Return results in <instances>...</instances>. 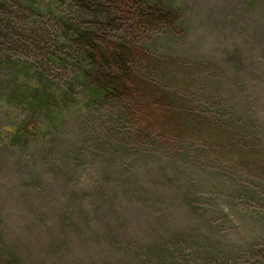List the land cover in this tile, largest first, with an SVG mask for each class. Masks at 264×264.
<instances>
[{
	"label": "rangeland",
	"instance_id": "obj_1",
	"mask_svg": "<svg viewBox=\"0 0 264 264\" xmlns=\"http://www.w3.org/2000/svg\"><path fill=\"white\" fill-rule=\"evenodd\" d=\"M2 2L15 17L28 5L41 15L32 44L0 41V255L22 264H264V174L228 157L230 147L187 142L186 152L161 128L168 110L148 100L128 107L138 119L145 111L140 127L114 113L127 108L117 96L114 109L88 104L90 77L116 73L120 45L175 54L209 68L217 97L205 113L230 120L264 155V0ZM170 8L177 21L144 20ZM61 19L95 32V70L83 56L49 60L63 49Z\"/></svg>",
	"mask_w": 264,
	"mask_h": 264
},
{
	"label": "trees",
	"instance_id": "obj_2",
	"mask_svg": "<svg viewBox=\"0 0 264 264\" xmlns=\"http://www.w3.org/2000/svg\"><path fill=\"white\" fill-rule=\"evenodd\" d=\"M5 3H0V41L3 45L6 41L11 47L16 38L32 44L33 40L30 36L40 29L36 26L41 9L36 5H28L30 7L27 6L23 11L27 15L25 18L15 17L13 9L10 10ZM13 20H16L17 28L13 26ZM144 20L149 24L174 22V20L177 21V11L172 13L170 8L165 13L147 15ZM77 22L73 19L70 21L61 19L58 22L61 23L60 27L63 33L59 36V43L60 41L63 43L60 47L63 49L60 53L57 52V49L55 52L49 53L48 58L60 65L68 60L75 62L83 56L93 59L95 64H93L92 70H95L97 64L95 32L85 30L83 23L76 26ZM133 49L127 44H122L117 48L112 65L116 73L111 72L101 77L98 75L97 78L90 77L91 84H88L89 106L104 103L113 105L114 109L112 101L117 96L126 102L127 108L124 105L119 106L114 113L124 123H127L129 119H135L139 126L141 123L144 125L142 119L145 111L141 112L140 121L138 118H134L136 111L129 108H138L148 100L150 105L168 110V116L165 117L166 121L161 124V128L176 133L178 141H182L183 146L187 142H200L205 147H220L222 149L230 147L234 151H229L228 157L230 156L232 160L235 159L252 171L264 174L263 152H258L253 146V142L234 130L230 120L222 117L218 119L205 113V109L212 105L209 103V99L217 97L216 91L209 94L207 87L210 76L207 73L209 68L202 63L182 61L175 54L166 52L159 55L148 52V50L139 52ZM48 52L50 51L48 50ZM45 95L46 93L36 94L35 98H41L43 102H40L44 106L49 104ZM150 133L152 132L148 130L147 135ZM185 148L187 152V145ZM0 264L22 263L13 255L8 258L0 255Z\"/></svg>",
	"mask_w": 264,
	"mask_h": 264
}]
</instances>
